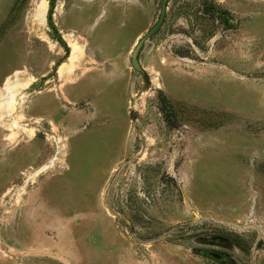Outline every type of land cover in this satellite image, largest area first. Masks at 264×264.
I'll use <instances>...</instances> for the list:
<instances>
[{
  "label": "rangeland",
  "instance_id": "rangeland-1",
  "mask_svg": "<svg viewBox=\"0 0 264 264\" xmlns=\"http://www.w3.org/2000/svg\"><path fill=\"white\" fill-rule=\"evenodd\" d=\"M162 2L0 0V264H264V0Z\"/></svg>",
  "mask_w": 264,
  "mask_h": 264
},
{
  "label": "trees",
  "instance_id": "trees-1",
  "mask_svg": "<svg viewBox=\"0 0 264 264\" xmlns=\"http://www.w3.org/2000/svg\"><path fill=\"white\" fill-rule=\"evenodd\" d=\"M53 0H48V4H49V12L51 10V6H52ZM214 6L212 4H208V9H210V11H215L216 9L213 8ZM216 15L220 18H223V25L225 29H230L232 26L230 23L227 22V15L228 13L225 12L224 10H216ZM160 103L165 107L166 102L163 101V99H160ZM166 123H168V119H165Z\"/></svg>",
  "mask_w": 264,
  "mask_h": 264
},
{
  "label": "water",
  "instance_id": "water-1",
  "mask_svg": "<svg viewBox=\"0 0 264 264\" xmlns=\"http://www.w3.org/2000/svg\"><path fill=\"white\" fill-rule=\"evenodd\" d=\"M163 2L165 3V0H163ZM162 2V3H163ZM162 8H164V5L162 4ZM161 17H162V13L160 14V16H159V19H158V21L156 22V24L152 27V28H150L149 29V31L148 32H146V34H145V38L149 35V34H151L156 28H157V26L159 25V22H160V19H161ZM143 39L144 38H140L139 40H138V42H137V44H136V46L134 47V49H133V51H132V54H131V62H132V64L135 66V56H136V52H137V50L139 49V47H140V45H141V43H142V41H143Z\"/></svg>",
  "mask_w": 264,
  "mask_h": 264
}]
</instances>
